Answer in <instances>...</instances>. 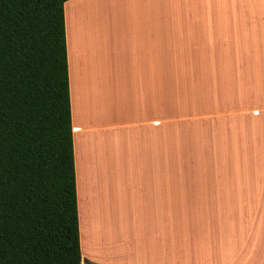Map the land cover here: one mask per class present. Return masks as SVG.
Wrapping results in <instances>:
<instances>
[{
    "label": "crops",
    "instance_id": "crops-1",
    "mask_svg": "<svg viewBox=\"0 0 264 264\" xmlns=\"http://www.w3.org/2000/svg\"><path fill=\"white\" fill-rule=\"evenodd\" d=\"M63 15L81 264H264L240 227L264 212V69L219 29L264 23V0H66ZM188 51L191 163L171 165L166 76Z\"/></svg>",
    "mask_w": 264,
    "mask_h": 264
},
{
    "label": "trees",
    "instance_id": "trees-1",
    "mask_svg": "<svg viewBox=\"0 0 264 264\" xmlns=\"http://www.w3.org/2000/svg\"><path fill=\"white\" fill-rule=\"evenodd\" d=\"M65 1L0 0V264H81Z\"/></svg>",
    "mask_w": 264,
    "mask_h": 264
},
{
    "label": "rangeland",
    "instance_id": "rangeland-1",
    "mask_svg": "<svg viewBox=\"0 0 264 264\" xmlns=\"http://www.w3.org/2000/svg\"><path fill=\"white\" fill-rule=\"evenodd\" d=\"M231 7L233 8L234 5ZM187 16H190L189 13L183 17V23H190ZM235 21L237 19L231 15L230 23H222L223 26L219 28L221 31H226L225 37L230 40L224 50L230 55H234L235 52L239 53L242 62L248 68H251V60L254 55L257 64L264 69V23H234ZM177 23H182V21ZM168 25L170 26L167 27V36L171 39L179 33V29L172 28L173 23H168ZM233 28H235V34H232ZM209 29L212 31L211 23H209ZM191 62L188 51L178 61V68L171 70L172 73H168L166 76L167 163L171 165L191 163ZM118 109L120 108L118 107ZM124 132L129 133L127 130ZM248 210L247 223L245 225L240 218V223H243V226L240 225V227H249L253 224L256 231L262 234V245H264V212L260 214L255 208L253 214L251 208ZM256 242H258V237Z\"/></svg>",
    "mask_w": 264,
    "mask_h": 264
}]
</instances>
